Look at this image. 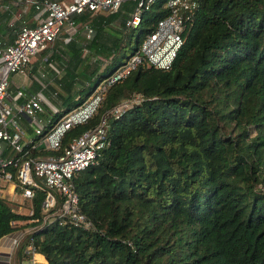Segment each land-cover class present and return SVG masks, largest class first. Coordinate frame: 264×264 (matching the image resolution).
Segmentation results:
<instances>
[{
    "label": "trees",
    "instance_id": "trees-1",
    "mask_svg": "<svg viewBox=\"0 0 264 264\" xmlns=\"http://www.w3.org/2000/svg\"><path fill=\"white\" fill-rule=\"evenodd\" d=\"M164 1L135 27L125 24L132 0L73 15L92 35L78 28L64 41L66 31L41 51L60 70L53 83L37 71L41 60L27 67L31 89L34 75L47 83L44 130L138 48L168 13ZM182 34L167 68L137 66L108 87L90 118L65 130L57 149L31 151L59 153L114 105L141 95L108 116V144L73 177L92 227L43 223L41 192L33 215L4 195L0 236L38 218L25 222L32 230L20 241L47 264H264V0H198ZM93 56L108 61L101 67Z\"/></svg>",
    "mask_w": 264,
    "mask_h": 264
},
{
    "label": "built area",
    "instance_id": "built-area-1",
    "mask_svg": "<svg viewBox=\"0 0 264 264\" xmlns=\"http://www.w3.org/2000/svg\"><path fill=\"white\" fill-rule=\"evenodd\" d=\"M126 0H0V23L12 27L15 37L6 42L0 36V196L21 195L27 203L28 215H33V198L42 193L40 213L43 223L56 220L61 225L91 228L92 222L80 210L73 177L80 169L97 161L101 149L109 142L106 131L108 116L118 115L132 102L141 99L139 93L112 108L92 127L73 138L57 154L32 150L57 149L70 126L85 122L98 109L109 86L128 75L137 66L167 68L183 42V30L192 19L198 0H165L168 13L159 18L155 28L141 40L138 48L108 75L96 83L90 94L78 105L62 114L54 124L44 130V101L40 91L29 92L16 87L9 90V76L27 74L32 54L45 49L62 34L67 41L77 31L73 15L89 10L91 13L119 9ZM125 24L135 27L143 10L155 0H132ZM31 14L26 18L25 14ZM33 22L29 24L28 22ZM17 24V25H16ZM84 35L90 38L92 27L82 25ZM67 31V32H66ZM6 184H3L2 182ZM34 217L30 220H37ZM41 222V223H42ZM12 239V247L19 243ZM31 262L35 248L27 245Z\"/></svg>",
    "mask_w": 264,
    "mask_h": 264
},
{
    "label": "crops",
    "instance_id": "crops-1",
    "mask_svg": "<svg viewBox=\"0 0 264 264\" xmlns=\"http://www.w3.org/2000/svg\"><path fill=\"white\" fill-rule=\"evenodd\" d=\"M126 1H128V0H126ZM25 15H26V18H29L31 16V14H29V13H27ZM28 23L32 24L33 22L30 21ZM0 36L6 42H11L14 39L15 34H14L12 27H9L6 23L2 22V23H0ZM44 59H45V56H44ZM53 74H55V73H53ZM32 75H34V74H32ZM34 79L37 80L38 83H36V84H38L39 86L35 89H31V88H33V84L35 82L32 81L31 86L29 85V87L26 88L25 84L20 85L17 82H15L14 78H11V81H9V90H10V92H13L14 89L18 86L21 87L22 89L26 90V91H29V92L39 90L40 93L42 94L43 98L45 97L44 102H46L47 99H46V96L44 95L43 91L45 89H47L46 88L47 83H42L41 80H39L35 77V75H34ZM51 96H53V95H51ZM49 104H51V103H49ZM50 107H52V105H50ZM18 211H20V209ZM21 212H24V211H21ZM24 213H26V212H24ZM25 222L26 223L29 222V219L26 221H18L16 223V227H14L12 230H10L7 233L2 234L0 236V264H47V261H46L44 255L39 253V252H36V251L33 255L34 261L31 262V260H30L31 256L27 252L28 243L24 244L22 246V242L20 240L22 239V237H24V235H26L27 233H29L32 230L31 225L25 224ZM14 237H18L20 239H19V243L15 247H12V239ZM24 251L27 253V255H25V254L22 255V253Z\"/></svg>",
    "mask_w": 264,
    "mask_h": 264
},
{
    "label": "rangeland",
    "instance_id": "rangeland-1",
    "mask_svg": "<svg viewBox=\"0 0 264 264\" xmlns=\"http://www.w3.org/2000/svg\"><path fill=\"white\" fill-rule=\"evenodd\" d=\"M78 27H79L80 30H82L81 29L82 28V25L81 24H79ZM76 40H77V43L80 44V43L85 42V37L83 38L82 35L78 34L76 36ZM132 45H133V42H132ZM41 51L42 50H39V51H37V52H35L34 54L31 55V57H30V63H29L28 66H30L31 64H33L34 61L41 60V63H39V66L37 68V71H40L44 75V77H47L46 79H48V81L50 83H53V80H54L52 78L53 75L59 74L60 70L54 64L53 67L58 72L54 70L55 74H53L54 73L53 70H52L53 68L52 69L50 68V64L47 65V64H44L42 62V60H44V56L41 55ZM91 59H92V61L94 59H96V61H99L100 64H101V67H103L105 65L106 61H108V59H104V58L98 57V56H93ZM11 78H14L15 82H17L20 85L21 84H25L27 88L29 87V85L31 86V82H32V79H33V78H31V76L28 75V73L25 74V75H23L21 73L13 74L12 76H9V81H11ZM47 95H49V93ZM134 95L135 94H133L132 96H134ZM130 98H132V97H130ZM2 183L3 184H6L4 181ZM6 190L7 191H5V192H7V194H5V198L6 199H9L10 198L9 200L12 201L11 203H13L14 208H16L18 210L20 209V211L26 212L27 211V208H28L27 207V203L26 202H23V199H22L21 195H19L17 193H14L13 195L10 194V192H8V190H9V187L8 186L6 187Z\"/></svg>",
    "mask_w": 264,
    "mask_h": 264
}]
</instances>
